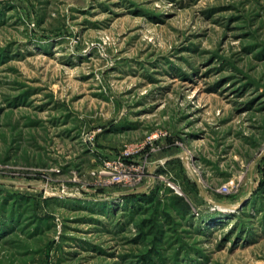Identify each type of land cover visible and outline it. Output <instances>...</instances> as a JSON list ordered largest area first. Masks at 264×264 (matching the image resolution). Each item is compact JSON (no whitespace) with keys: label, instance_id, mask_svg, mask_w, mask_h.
I'll use <instances>...</instances> for the list:
<instances>
[{"label":"rangeland","instance_id":"rangeland-1","mask_svg":"<svg viewBox=\"0 0 264 264\" xmlns=\"http://www.w3.org/2000/svg\"><path fill=\"white\" fill-rule=\"evenodd\" d=\"M0 264H264V0H0Z\"/></svg>","mask_w":264,"mask_h":264},{"label":"built area","instance_id":"built-area-1","mask_svg":"<svg viewBox=\"0 0 264 264\" xmlns=\"http://www.w3.org/2000/svg\"><path fill=\"white\" fill-rule=\"evenodd\" d=\"M126 154V150L124 151ZM98 173L105 176L107 183H119L131 180L126 164L120 156L109 157L100 165Z\"/></svg>","mask_w":264,"mask_h":264}]
</instances>
